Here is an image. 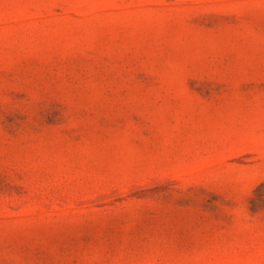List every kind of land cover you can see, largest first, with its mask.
I'll return each instance as SVG.
<instances>
[{"label": "rangeland", "instance_id": "rangeland-1", "mask_svg": "<svg viewBox=\"0 0 264 264\" xmlns=\"http://www.w3.org/2000/svg\"><path fill=\"white\" fill-rule=\"evenodd\" d=\"M0 264H264V0H0Z\"/></svg>", "mask_w": 264, "mask_h": 264}]
</instances>
